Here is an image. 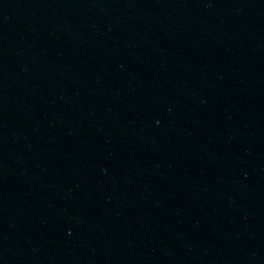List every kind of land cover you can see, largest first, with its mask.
Returning a JSON list of instances; mask_svg holds the SVG:
<instances>
[{
  "label": "water",
  "instance_id": "1",
  "mask_svg": "<svg viewBox=\"0 0 264 264\" xmlns=\"http://www.w3.org/2000/svg\"><path fill=\"white\" fill-rule=\"evenodd\" d=\"M0 264H264V0H0Z\"/></svg>",
  "mask_w": 264,
  "mask_h": 264
}]
</instances>
